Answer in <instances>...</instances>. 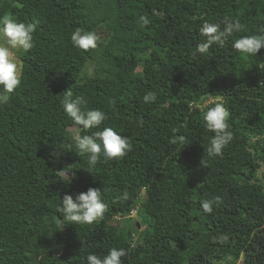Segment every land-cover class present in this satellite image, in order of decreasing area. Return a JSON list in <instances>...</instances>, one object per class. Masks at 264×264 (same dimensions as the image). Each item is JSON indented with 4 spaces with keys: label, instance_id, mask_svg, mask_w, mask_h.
<instances>
[{
    "label": "trees",
    "instance_id": "trees-1",
    "mask_svg": "<svg viewBox=\"0 0 264 264\" xmlns=\"http://www.w3.org/2000/svg\"><path fill=\"white\" fill-rule=\"evenodd\" d=\"M4 15L36 29L35 47L18 56L21 83L0 104V264H88L112 248L126 250L122 264H264V47L255 56L232 47L264 35V0H0ZM225 17L243 30L196 53L203 23ZM77 28L96 33L98 47H75ZM69 88L85 111L107 114L99 128L67 116ZM149 92L156 100L145 103ZM217 103L233 139L209 156L215 133L204 113ZM104 128L131 150L86 171L75 137ZM179 135L184 144L170 143ZM64 168L70 183L57 176ZM89 187L108 205L103 219L68 223L63 196ZM217 196L204 212L201 202ZM133 207L141 218L125 228L116 217Z\"/></svg>",
    "mask_w": 264,
    "mask_h": 264
},
{
    "label": "clouds",
    "instance_id": "clouds-1",
    "mask_svg": "<svg viewBox=\"0 0 264 264\" xmlns=\"http://www.w3.org/2000/svg\"><path fill=\"white\" fill-rule=\"evenodd\" d=\"M139 22L143 27L148 25L150 20L146 16H140ZM221 24L223 28H221ZM0 26H2L0 32L4 37V43L0 44V104L7 105L11 99V94L20 85L22 77V66L14 58L13 50L22 49L24 52H28L35 47L33 33L36 25L18 22L11 15H4L0 17ZM243 27L239 20H232L228 17H225L220 23L204 22L199 32L206 39L205 42L197 45L196 53L206 55L213 44L224 47L228 39L235 33L241 32ZM99 39L100 37L96 33L85 32L80 28H77L71 35L73 45L84 51L96 49ZM232 47L243 55L255 56L264 47V35L242 36L233 42ZM196 53H193V55L195 56ZM143 99L145 103L154 102L156 95L149 92L145 94ZM62 103L64 111L74 122V125L85 131L99 128L108 118L107 114L99 109L85 111L84 106H86L87 100L82 96L73 98V92L70 88L64 91ZM229 117L228 109L220 103L209 107L204 113L207 129L215 133L208 148L209 156L222 155V150L233 139V133L229 130ZM140 124H143L142 120ZM172 131L176 133L179 129L174 128ZM185 142L186 137L183 135L174 136L170 141L173 144H184ZM75 144L78 155H87L89 167L85 170L89 172H92L91 169L101 161V158L104 161L119 160L127 156L132 147L126 136L120 135L112 128H104L102 131L92 132L91 135H77ZM69 150H71V146ZM74 175L75 173L67 171L65 168L57 171V176L65 183H70ZM120 199H126V194L123 197L116 198V200ZM221 202V198L217 196L213 200L202 201L201 206L204 212L210 214L213 211V204ZM107 208L108 205L103 202L100 189L89 187L86 192L78 193L75 199L72 195L65 194L58 212L62 214L63 219L68 223L93 224L103 219ZM128 213L125 216H131ZM126 255V250L112 248L103 259L90 254L87 261L88 264H122L121 257Z\"/></svg>",
    "mask_w": 264,
    "mask_h": 264
},
{
    "label": "rangeland",
    "instance_id": "rangeland-1",
    "mask_svg": "<svg viewBox=\"0 0 264 264\" xmlns=\"http://www.w3.org/2000/svg\"><path fill=\"white\" fill-rule=\"evenodd\" d=\"M4 43V37L2 35V32H0V44H3ZM21 50V49H20ZM20 50H13L14 52V58L16 59L17 63L20 64V60L18 59L19 57V53H20ZM89 70V69H88ZM212 100H206L203 104H208V102H210ZM264 169V165L260 168L259 172H258V176L260 177L261 176V171ZM128 215H131V216H124V219L123 217H116L118 221H120L124 227L126 228L127 226L131 225V223L135 220H139L141 218V214L140 213H137V211L135 210V208L131 209L128 213ZM133 216V217H132ZM138 223V227H140L142 229V226L140 225L139 221H136ZM240 261V260H239ZM215 264H225L224 262H216Z\"/></svg>",
    "mask_w": 264,
    "mask_h": 264
}]
</instances>
